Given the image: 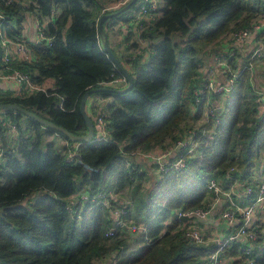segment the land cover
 <instances>
[{
	"label": "trees",
	"instance_id": "16d2710c",
	"mask_svg": "<svg viewBox=\"0 0 264 264\" xmlns=\"http://www.w3.org/2000/svg\"><path fill=\"white\" fill-rule=\"evenodd\" d=\"M25 1L27 4L20 6L5 5L0 0V41H24L35 59L16 61L11 67L50 88L47 93L0 97V103L19 105L74 136L86 135L88 128L80 112L83 95L90 89L110 87L107 84L122 78L104 52L98 31L101 16L122 7L106 10V3L112 0ZM161 1L164 7L157 20L143 25L141 32V38L150 42L149 59L144 63L130 59L133 88L125 93L90 95L110 100L104 109L110 141L75 143L34 119L6 110V117L18 129V138L13 141L0 119L4 147L0 164V264H204L203 257L215 250V245L187 240L180 227L182 220L165 226L156 213L146 233L134 242L143 245L132 250V235L125 229H118L113 237L106 236L114 226L106 207L84 204L77 205L74 212L68 209L77 194L107 188V175L117 177V189L142 180L144 172L126 167L129 153L138 148L149 151L156 145L166 150L167 138L176 142L193 129L191 125L183 128L180 137L175 134L177 129L181 131L185 118L196 122L202 117L205 99L195 118L190 108L196 101L195 90L204 87L200 71L204 60L210 52L219 54L207 47L232 31L250 26L258 14H264L261 0ZM26 12L33 13L40 24L46 23L44 33L49 41L33 44L23 40ZM108 22L104 21V30ZM1 55L0 45L3 71ZM234 58L229 62L236 70ZM204 96L210 95L204 91ZM253 115L261 117L252 118L250 123ZM218 119L220 125L215 127ZM203 126L207 131L215 127L213 141L201 155L188 156L181 171H170L158 182L165 202L161 216L165 219L175 209L205 207L212 196L208 179L217 177L214 173L227 178L226 172L234 167L237 171L233 176L246 178L252 172L255 156L264 149V113L259 111L248 69H241L225 109ZM45 135L58 136L64 145L44 141ZM76 145L78 157L68 161ZM40 192L43 196L33 199ZM254 198H248L247 203ZM143 208H148L147 201ZM263 238L259 234L255 242L259 248ZM242 247L244 244L235 242L225 254L237 256ZM162 251L166 256L159 259ZM257 255L254 264H264V249Z\"/></svg>",
	"mask_w": 264,
	"mask_h": 264
},
{
	"label": "built area",
	"instance_id": "2783aa9c",
	"mask_svg": "<svg viewBox=\"0 0 264 264\" xmlns=\"http://www.w3.org/2000/svg\"><path fill=\"white\" fill-rule=\"evenodd\" d=\"M5 5L17 4L20 6L26 5L25 0H2ZM131 0H117L110 7H106V10H114L127 5ZM160 0H138L135 4V8H130V19L139 22L140 20L147 18L149 22H154L157 20L160 13ZM264 3V0H261ZM129 9V10H130ZM59 13L55 12L54 16ZM37 20V29L39 32L40 41H49L44 33L45 25L40 24ZM264 34V17L261 19H256L253 23L246 27L236 31H232L228 34L227 41H220L221 51L212 57L211 65L209 68L203 72L205 78L203 90L196 89V101L190 108L192 118L197 115L200 104L205 99V106L203 108L206 123H209L211 118L215 116L216 112L223 111L227 105V102L232 99V93L235 83L239 76L241 75V70H234L229 61L236 56V50H242L245 45L249 42L252 37H260ZM39 41V42H40ZM0 45L2 48L1 63L4 69L0 70V82L9 81L14 82L18 86V96H25L32 94L34 92H44L47 93L48 87L45 83L38 84L34 83L31 77L19 70L15 69L12 64L16 61H33L35 59L33 53L29 50L24 41H12L8 38L1 39ZM221 53V54H220ZM264 58V40L260 39L257 47L252 49L249 60L250 64L246 65L243 69L252 70L254 67V60L256 58ZM220 72L226 76L224 82L220 81ZM123 78L119 79L120 81ZM118 81V80H117ZM116 82V81H115ZM254 95L256 97V102L259 105L260 113H264V89H255ZM204 91L210 95L209 97L203 98ZM215 96V97H214ZM205 97V96H204ZM214 100L216 102L214 103ZM218 109H220L218 111ZM6 110H0V119L3 125L6 127V135H8L13 141L18 138V129L15 123L6 117ZM203 114V113H202ZM104 113H99L94 121L95 126V140H106L110 141V136L106 131V124L104 121ZM197 122V120H196ZM220 125V120L218 119L215 123V127ZM198 128H193L184 133V135L176 141L172 146L167 148L161 155L155 156L153 154L146 153L143 156L145 158L153 159L158 163V170L162 177L167 175L170 171H181L186 164V159L188 156L199 154L201 155L204 148L207 147L214 139L215 132H209L204 130L203 132H198ZM122 154L128 157L123 150ZM129 157H133L135 152L129 153ZM78 157V147L77 145L72 151L69 152L67 157L68 161H73ZM126 158V167L130 168L131 164ZM4 161V147L0 138V164ZM236 168L232 167L226 172V177L228 179H234L233 173L236 172ZM246 179L244 183V196L251 197L255 196L247 204H242L237 200H230L229 205L221 213V219L226 223V225L234 228L227 237L213 238L215 243V250L205 257H203L204 264H230L229 256H226L225 251L228 246H231L235 242L240 241L242 238H246L252 243L258 239V235L264 233L253 227V219L256 213L261 207L264 208V177L261 179L260 183L257 184L251 176ZM235 180V179H234ZM210 193L212 194L211 200L207 199L204 203L205 207H199L191 211H184L179 209L175 211L170 218L166 221L165 226L170 225L173 221L180 219L182 217L188 216V220L191 218L205 219L212 212L214 204L219 201L221 194H223V189L216 177H211L208 179ZM108 188V187H107ZM104 188L97 192H85L77 194L76 200H70L68 203V209L70 212L76 210L77 205L89 204L92 206H104L109 211L114 219V226L106 232V236L113 237L118 229L122 228L128 231L132 235V244L134 245L135 240L134 235L137 233L144 235L147 230V226H137L130 223L128 213L130 209V204L126 199L116 192L114 188ZM231 190L234 191L232 188ZM233 191L226 193V195L231 196ZM186 220V221H188ZM183 221V220H182ZM183 228V227H182ZM185 233L184 237L196 244L206 245L209 240L208 237L203 234L200 230L191 227L183 228ZM141 245V244H138ZM264 249L259 248L258 255L260 251ZM241 255L246 256L247 264H254V257L251 253V248L249 246H244L241 249ZM242 257V256H241Z\"/></svg>",
	"mask_w": 264,
	"mask_h": 264
},
{
	"label": "crops",
	"instance_id": "0c3cea01",
	"mask_svg": "<svg viewBox=\"0 0 264 264\" xmlns=\"http://www.w3.org/2000/svg\"><path fill=\"white\" fill-rule=\"evenodd\" d=\"M112 1H108L106 3L107 7H110L112 5ZM160 10L163 9L164 4L160 0ZM131 9L127 10L120 16V18L117 19H109L108 24L105 26V32L108 37V42L113 50V52L116 54L120 62L124 65V67L130 72L132 70L130 64V59H139L140 63H144L149 59L151 55V48H150V42H148L145 39L141 38V32L143 30V25L148 23V19L144 18L140 20L139 22L133 21L130 19ZM150 23V22H149ZM23 33L22 37L23 40H25L28 43H38L40 41L39 38V32L37 29V20L33 13L26 12L25 14V20L23 22ZM113 36H116L119 41L117 43L114 42ZM260 39L264 40V34L260 37ZM258 37H252L249 42L245 45V47L238 51L236 50V56L233 60H236V70H243V68L246 65L250 64L249 56L255 47L258 46L259 40ZM126 41H130L132 44H127ZM219 42V46H220ZM216 50V49H215ZM217 52V50H216ZM239 55L242 57L239 58ZM207 59V58H206ZM205 59V60H206ZM261 59V60H259ZM258 60V61H257ZM211 63V62H210ZM254 67L250 71V82L252 83V88L254 92L255 89H264V58L259 57L254 60ZM206 66H201L200 71L203 73L204 68ZM219 78H226L224 75L220 72ZM50 84L53 85V81H50ZM114 87V83L107 84V86ZM18 86L14 82L9 81H2L0 82V97H18ZM107 100L99 95L89 96V98L86 101V112L93 118L97 117L99 113H104V109L107 103H105ZM8 136V135H7ZM61 141V140H60ZM62 145H64V141H61ZM171 145H169L170 147ZM168 147V148H169ZM157 150H149L147 152H152L153 155L159 154L161 152L165 151V148L162 149V147L156 148ZM161 150V151H160ZM128 162H130L131 166L135 168H139L141 172H145L144 166H147V168H150V178L159 180V176L156 173V170L158 168V163L154 160L151 161L149 158L147 159H139L134 157H129ZM136 160L139 161L136 163ZM146 160V161H141ZM262 164H264L262 162ZM150 167H149V166ZM130 166V167H131ZM153 167V168H152ZM155 170V171H154ZM253 174L251 177L257 181V186L261 179L264 177V169H256L255 171H252L246 178L239 177L238 175L235 176V180L233 179L231 182L230 179L222 177L218 173H214L218 181L220 182L223 194H221V197L219 201H217L214 204V208L212 212L208 215L205 219H196L191 218L188 221H183V223L180 225V227L186 228L191 227L194 229L200 230L203 234H205L208 237V244L209 245H215L213 242V238H222L227 237L234 228L226 225V223L221 219V213L224 209L227 208L229 205L230 200H237L240 201L242 204H247V199L250 197H245L244 194V183L246 179L249 178V176ZM148 175V174H146ZM149 176V175H148ZM151 180V179H150ZM234 189L231 190V189ZM233 191L231 196L226 195V193ZM209 200H211V197H208ZM253 200V199H252ZM264 225V208L261 207L260 210L256 213L254 219H253V227L260 229L264 233V227L263 230L261 229V226ZM241 244H244V246H249L251 248V253L256 255L259 251V247L254 241L253 243L246 238H242L239 241ZM134 247V245H131ZM242 256V257H241ZM231 258L230 264H247L246 256L245 255H237V256H229Z\"/></svg>",
	"mask_w": 264,
	"mask_h": 264
},
{
	"label": "rangeland",
	"instance_id": "374dc122",
	"mask_svg": "<svg viewBox=\"0 0 264 264\" xmlns=\"http://www.w3.org/2000/svg\"><path fill=\"white\" fill-rule=\"evenodd\" d=\"M26 4H27V2H26ZM263 17H264V14H261V13L258 14V19H261ZM228 34H226V36H222L214 44L208 46L207 50L208 51H215V49H216L217 52L221 51L220 50L221 47H219L218 44H219L220 41H227L228 40V38H227ZM113 39H114L115 43H117L119 41V39L116 36H113ZM126 43L128 45L132 44L130 41H126ZM238 51H240V49ZM213 56H215V54L210 52L209 57H206L207 59L204 60L203 65L206 66L204 68V71H206L209 68V66L211 65L210 62H211ZM241 57L242 56L239 55V58H241ZM259 60H261V59H259ZM200 69H203V68H200ZM224 80H225V78H220L221 82H224ZM108 101H110V100L107 99V101L105 103H107ZM215 102H216V100H214V103ZM203 116H204V112L202 114L201 119L197 120V122H194L193 119L191 120L189 117L186 116L187 118H185L186 121H184V124L182 125L181 131H179L177 129L175 134L178 133L177 135L180 137L181 136L180 132H182L183 128H185V127L187 128L188 126H191V125H193L192 128H194V127L198 128L197 129L198 132H203L205 130L203 125L206 124V122H205L206 119ZM256 116L261 117L259 115H256ZM256 116L253 115V116L249 117L250 123H251V119L255 118ZM214 128L211 129V130H208V131L211 133V132H213ZM60 140L61 139H59L58 136H56V135H45L44 136V141H46V142L57 141L58 143H60L62 145ZM174 142L175 141L171 140L170 138H167L165 140V146H167V148H168L169 147V143H171L170 145H172ZM158 147H161V146H159V145L153 146V147H151L152 149H150V150L155 149L154 151H156L157 150L156 148H158ZM239 150H240V148L237 149V151H239ZM135 151H136L135 155L133 156L134 158L136 157V158H139V159H147L143 155L146 154V153H149V152H147L146 150H144L142 148L141 149L138 148ZM152 152H151V154H153ZM161 154H162V152L159 153V154H155V156H158V155H161ZM255 154H257V153L255 152ZM196 155L199 156V154H196ZM150 160L154 161L153 159H150ZM141 161L143 162V161H146V160H141ZM138 162L139 161L136 160V163H138ZM146 162H148V161H146ZM253 162L255 163V166L252 169V171H255L256 169L257 170L258 169H261V170L264 169V164H262V162L264 163V149H261L260 154L255 156V159H254ZM144 170H145L146 174H148L149 176L145 174V176H144V178H142V180L136 179V180L133 181V183L130 184V186L126 185L125 187H123L124 186L123 185L122 189H117L116 188L117 186L115 185L117 177L114 176V175L113 176H111V175L108 176L107 175L106 179H108V180L106 181L105 186L108 187V188L116 189V192L118 194H120L121 196H123V198L128 201V203L130 204V218H129L130 223H133V224H135L137 226H140V227L147 226L149 224V221H151L152 219H156V216H155V213H156V214L160 215V217H158V218L164 219L162 222L165 225L166 221L168 220V218H170L172 216V214L175 211L179 210V209L172 210L171 213H168L165 216L166 219L163 216H161V209L165 206V202L163 201V198L161 197V192H158L157 188H158V182L162 178V176L159 173L158 168L156 170V173L160 177L159 180L157 179V177L155 179L150 178V171H149L150 168H147V166H144ZM43 194H44V192H40V193H37V194L35 193V196H33V199H34V197H35V199H37L39 196H43ZM76 198L77 197H74V198H72V200H76ZM31 200H32V198H31ZM145 201L148 202V208L147 209L143 208V203ZM24 202L26 203L25 205H29L27 201H24ZM263 227H264V225L261 226L262 230H263ZM133 237H135L136 239H141V236H140L139 233H137ZM258 239H259V235H258ZM263 242H264V238H263ZM142 245L143 244L138 245V243H135L134 247H131V248H132V250H135V249H138ZM163 247H165V246L163 245ZM165 256H166L165 252L162 251L160 253L159 259H162Z\"/></svg>",
	"mask_w": 264,
	"mask_h": 264
},
{
	"label": "water",
	"instance_id": "95a60500",
	"mask_svg": "<svg viewBox=\"0 0 264 264\" xmlns=\"http://www.w3.org/2000/svg\"><path fill=\"white\" fill-rule=\"evenodd\" d=\"M138 0H131L127 5L122 7L120 10L117 12L108 14V15H102L101 18L99 19L98 23V31L99 35L101 38L102 42V48L108 58L112 61L114 66L121 72L122 74V80L116 81L114 87H100V88H95V89H90L85 92L81 99V104H80V112L82 114L83 119L86 122L88 131L86 135H79V136H74L72 135L67 129H65L62 126H58L48 120L42 119L39 116H37L34 113L29 112L28 110L24 109L23 107L12 104V103H0V110H9V111H14L16 113H19L21 115H25L31 119H34L38 123H40L42 126L45 128H49L51 130L57 131L64 136H66L70 141L75 142V143H82V142H89L94 140V135H95V126H94V121L92 117L86 112V101L89 98L90 95L99 93V92H112V93H125L131 90L134 86V78L130 74V72L124 67V65L118 60V58L115 56L113 53L109 42H108V37L107 34L104 30L103 23L106 20L112 19L116 16H119L120 14L126 12L129 10L132 6H134L137 3ZM220 109H218L219 111ZM183 221L188 220V216L182 217Z\"/></svg>",
	"mask_w": 264,
	"mask_h": 264
},
{
	"label": "bare ground",
	"instance_id": "6f19581e",
	"mask_svg": "<svg viewBox=\"0 0 264 264\" xmlns=\"http://www.w3.org/2000/svg\"><path fill=\"white\" fill-rule=\"evenodd\" d=\"M102 141V140H101Z\"/></svg>",
	"mask_w": 264,
	"mask_h": 264
}]
</instances>
